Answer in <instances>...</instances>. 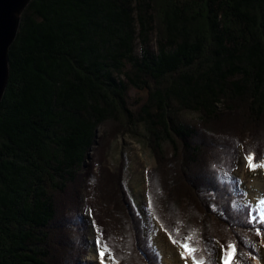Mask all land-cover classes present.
Returning <instances> with one entry per match:
<instances>
[{"label":"trees","instance_id":"1","mask_svg":"<svg viewBox=\"0 0 264 264\" xmlns=\"http://www.w3.org/2000/svg\"><path fill=\"white\" fill-rule=\"evenodd\" d=\"M9 60L0 104V264H58L51 241L55 245L61 236L72 241L67 262L73 264L87 237L83 206L130 264L158 263L147 253L143 223L119 183L121 173L116 182L100 177L103 191L98 188L111 197L114 215L105 212L115 216L114 228L100 223L87 196H76V183L84 178L81 185L85 179L90 185L97 175L90 167L84 173L86 161L98 145L99 128L116 114L126 118L133 136L145 129L152 151L174 146L171 157L162 156L167 163L159 195L160 181L149 176L151 210L162 226L174 235L179 228V239L198 238L201 249L208 245L212 262L210 232L225 246L237 244V264L256 256L264 230L233 210L232 190L221 187L230 160L221 179L207 163L188 177L185 158L200 162L204 131L212 130L213 120L234 119L240 111L250 124L264 119V0H32ZM131 86L144 92L135 108L127 105ZM182 111L200 113L203 121H184ZM234 142L222 144L216 159L230 154ZM251 151L256 160L264 155ZM202 188L211 192L209 200L199 196Z\"/></svg>","mask_w":264,"mask_h":264},{"label":"rangeland","instance_id":"2","mask_svg":"<svg viewBox=\"0 0 264 264\" xmlns=\"http://www.w3.org/2000/svg\"><path fill=\"white\" fill-rule=\"evenodd\" d=\"M143 93H144L143 91L141 92V90L131 86L127 93L128 107L135 108L137 104L133 106L134 102L142 98ZM179 115L181 116L182 119H184V121L193 123L195 124V126H199V123L203 121L200 119L201 117L200 113L197 112L182 111L179 112ZM243 115L244 114L242 113V111H240L234 119L231 118V116H228L226 120H223L221 122H217L214 120L213 122H211L209 126H213L212 130L204 131L205 133L204 136L205 137L207 136V139H205L204 144H202V148H201L202 156L201 158L197 159L200 162H197V164L193 165L191 161L188 160L187 162V158H185L187 155H185L184 157L185 164L190 165L189 168L186 170L185 175L189 177L191 170L192 172L195 171L194 174L195 173H197V175L200 174V172L204 170L206 163L208 164L207 165L208 167H211V170L213 168L218 172V175H220L222 173V170L226 168V164H224L225 160L226 161L230 160V164H231L232 159L230 157H233L236 153H239V151H247V149L249 152H253L251 151V147H255L259 152L264 154V119L261 120L258 125L253 123L250 124L249 120L246 117H243ZM127 123L128 122H126V118L123 117L122 114L120 115L116 114L114 117H112L111 120L107 121L99 128L98 145L94 148V151L90 153V156L86 161V165L84 169L85 174L86 173L89 174L90 172L92 175L94 174V177L96 174L97 175L94 179L90 180L91 181L90 185H88V182H86L89 181L87 179L84 180L85 184L81 185L84 179L82 178L80 179L79 184L76 183L75 186L76 196L77 193L79 192L81 199L83 201L85 200L84 197L87 196L86 202L88 201L91 204L93 209V214L96 212V216L98 217V220L105 227L109 225V227L114 228L110 219L114 218L115 216H112L114 214L112 213L113 212L112 211L113 206H111L112 202H110L111 197L108 198V196H104V194L102 192H99L98 190V188L102 190L100 177L105 180L107 177L113 176L114 179L113 182H116L119 173H121L122 177L121 178L118 177V178H119V183L122 184L123 190L125 191V193L126 192L128 194L130 193L131 196L135 198V202L137 206L141 209V211L145 213V216H148V214L141 207L142 202L146 201V189L150 187L151 182L157 183L158 181H160V186L156 190L157 194L158 195L160 194L161 191L160 187L164 189L162 177H161L162 176L161 169L163 165H166L167 160H164L162 156L164 154V155H169L171 157L172 153H174L173 150L174 146L170 143L168 144L165 143L160 153H158L157 151H152L151 148L147 145L148 142L144 137L145 129L143 127L141 128L139 127V131L141 135L133 136L135 135L134 131H129L130 128L129 129L127 128ZM230 140L235 141L234 144L230 146L231 147V149L229 150L230 154L225 155L223 158L216 159L221 155L220 152H222L221 151L222 149L219 147H221V145L224 143L228 144ZM241 159H242V164L240 167V173L243 174L242 178L244 179V181H248L251 187L246 182H244V185L249 190L251 189L249 199L255 201L257 204V201H259L261 198H264V192H263L264 181H262L260 176H254L253 174H251L249 169L246 167L245 159L244 158ZM99 161L101 162V164H98ZM200 169L201 171L197 172ZM260 170L263 171L264 168H260ZM237 173H239V171H237ZM261 175L264 177V174L262 172ZM149 176L152 179L151 182ZM119 183L118 186L115 184V188L117 191H119L118 190ZM200 190H198V194L201 198H205V200H209L208 198H211V192L208 191L205 192V188H202L201 191ZM93 191H94V197L92 196ZM60 196L62 195H59V199ZM71 197L73 198V196H70V198ZM66 200L67 197L61 199V201H63L64 203L66 202ZM105 205L107 208L105 207ZM258 206L259 208L261 207L262 212H264V204ZM209 207L211 208V206ZM61 208L62 210L64 209L62 206ZM106 209L108 210V212L110 210V213L112 214L111 218H109L108 216L109 214L107 213V211L105 212ZM231 209H232L231 207H227V211ZM213 211L216 210L213 209ZM62 217L60 216L61 220L64 219V216ZM87 218L89 219L90 217L87 216ZM193 219L194 221L192 220L191 223L192 225H194L196 221L195 217ZM223 219L225 218L223 217ZM154 227L157 229V232L158 231L162 232L159 226L155 222H154ZM106 229L108 231V227H106ZM88 232L90 233V231ZM162 233L164 234V232ZM210 233L215 234V232H210ZM91 234L93 235L94 231H91ZM211 234H209L210 236L208 235L209 237L206 236L208 237L207 243L214 245L215 243H218L219 238L217 239L215 235H211ZM57 235L59 236L60 232L54 234L56 238L58 237ZM117 236L120 239L121 236L124 237L123 235L120 236L119 234H117ZM124 238L120 240L121 241L120 243L125 242ZM197 240L198 238H193V243L198 245ZM160 241H163V238H160ZM75 242L78 241L74 240V245ZM51 244H52V250H54V254L56 255L55 259L58 261V264H70V262H67V259L73 258V256L71 257V255H69V249L72 244L71 239L66 238V236H61L59 237V241L57 244L54 245L53 240L51 241ZM123 244L122 246L124 247V249L125 250L128 249V251L126 250V252L128 254L129 253L132 254L133 250L127 246V243H123ZM220 244L223 243L220 241ZM157 246L162 250V252L165 255L164 264H183L179 252H177L174 248L167 246V249L172 251L166 253V246H163L160 242H157ZM198 246L200 247V245ZM80 247L81 246L78 244V248H76L78 252L80 250L79 253H81ZM91 249H92L91 251L92 253L89 252V255L84 259L86 264L90 263L89 261H93L91 259H94L95 251L93 248ZM136 251L138 250L136 249ZM207 252L208 251L201 252L202 253L201 256L207 257L208 255ZM262 252L263 254L261 260L263 263H259V264H264V247H262ZM169 253L175 257L172 261H166ZM114 255L118 260V264H130L129 261L127 260L128 257L126 256L127 257L126 258L125 254H120V252L114 250ZM75 259L76 260L75 262H73V264H79L78 256L75 257ZM80 261L83 260L81 259ZM188 264H192L191 259L188 260Z\"/></svg>","mask_w":264,"mask_h":264},{"label":"snow or ice","instance_id":"3","mask_svg":"<svg viewBox=\"0 0 264 264\" xmlns=\"http://www.w3.org/2000/svg\"><path fill=\"white\" fill-rule=\"evenodd\" d=\"M244 159L246 161V166L249 168L250 171H255L257 168H264V161L255 162L254 152H250L244 157ZM225 175H227V173ZM257 204H264V198H261L259 201H257ZM141 207L146 213H148V216L151 217V199L143 201ZM245 207L248 208V224H264V212L256 211V209L251 205V202L245 205ZM164 231L166 232L170 242L173 245H176L181 250L179 255L180 258L185 261V264H188L189 259H191L192 264H212V261L208 258L212 255L211 251H208L207 247L201 249L197 244H194L193 236L189 235L183 239H179V228L175 230V235L173 234V231H169L167 228H165ZM192 231L194 232L195 230ZM255 232L256 235L262 234L259 227L255 228ZM94 247L96 250V255L98 257L99 264H118V260L114 255L113 249L107 243V239L103 236V233L100 229H96ZM204 251H208V257L198 255V253ZM219 251V264H237L238 248L236 243L228 242L226 246L221 244Z\"/></svg>","mask_w":264,"mask_h":264},{"label":"water","instance_id":"4","mask_svg":"<svg viewBox=\"0 0 264 264\" xmlns=\"http://www.w3.org/2000/svg\"><path fill=\"white\" fill-rule=\"evenodd\" d=\"M31 1L0 0V104L10 78V49L18 36L22 13Z\"/></svg>","mask_w":264,"mask_h":264},{"label":"bare ground","instance_id":"5","mask_svg":"<svg viewBox=\"0 0 264 264\" xmlns=\"http://www.w3.org/2000/svg\"><path fill=\"white\" fill-rule=\"evenodd\" d=\"M117 173H118V172H117ZM217 204H218V203H217ZM86 240H87V239H86V237H85L84 241L86 242Z\"/></svg>","mask_w":264,"mask_h":264}]
</instances>
